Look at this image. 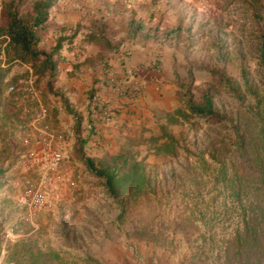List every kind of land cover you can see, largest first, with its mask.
<instances>
[{
    "label": "rangeland",
    "instance_id": "1",
    "mask_svg": "<svg viewBox=\"0 0 264 264\" xmlns=\"http://www.w3.org/2000/svg\"><path fill=\"white\" fill-rule=\"evenodd\" d=\"M13 1L0 0V28L7 24L6 7ZM35 1L28 0L19 13ZM76 5L56 0L46 29L39 30L38 50L50 51L60 36L70 38L72 48L64 41L60 55H54L58 74L52 85L48 73L35 74L37 101L25 86L33 65L7 54L8 41L0 36V264H222L225 241L242 226L241 209L200 168L197 155L212 140L225 137L230 144L233 129L214 117L192 115L172 127L180 143L176 154L157 155L149 140L163 112L185 107L184 88L196 102L211 93L215 108L226 115L264 95L258 21L244 0H87L85 16H61L63 9L81 11L82 4ZM94 5L100 12L96 18L107 21L106 37L118 49L86 41L97 20L88 12ZM132 17L146 30L159 26L160 32H173L180 25L181 31L165 41L161 33L156 39L134 37L128 25ZM64 19L71 20L69 25ZM141 48L151 60L124 69V76L97 78L104 88L92 90L83 79L84 92H73L60 77L67 60L97 61L103 52L107 61L121 50L131 56ZM67 93H73L72 100ZM96 104L102 109L96 111ZM41 105L45 123L56 131L63 112L72 115L70 131L59 129L55 138L70 179L52 194L49 205L30 211L21 200L39 174L20 164L29 148L22 138ZM104 112L111 114L110 121ZM90 124L114 129L108 132L112 136L107 140L98 134L91 141ZM127 149L143 160L150 183L142 193L127 194L122 210L85 158L98 162ZM51 250L60 253V261L52 263L43 255Z\"/></svg>",
    "mask_w": 264,
    "mask_h": 264
},
{
    "label": "trees",
    "instance_id": "2",
    "mask_svg": "<svg viewBox=\"0 0 264 264\" xmlns=\"http://www.w3.org/2000/svg\"><path fill=\"white\" fill-rule=\"evenodd\" d=\"M27 1L14 0L6 7L8 21L0 28V36H5L8 41L7 54L20 59V63L30 62L35 69L34 74L41 76L48 73L52 85L58 74V59L55 60L54 55H60L64 41L69 38L59 37L48 52L38 50L39 30L47 26L50 10L56 0H36L29 11L19 13ZM244 3L259 23V52L264 58V0H244ZM94 22L95 28L87 34L86 41L97 42L108 50L118 49L119 45L106 37L107 21L97 19ZM128 25L134 37L140 34L145 38L156 39L159 37L157 33H161L163 41L171 39L174 31H181L180 25L173 32L170 29L160 32L157 25L154 32L150 27L146 30V26L133 17ZM97 59L107 64L103 52L97 54ZM87 60L95 61L92 58ZM182 95L185 107L165 111L157 118L150 144L157 155L176 154L180 143L172 127L192 115L214 117L233 129L234 139H230V144L225 141V137L212 140L207 150L198 153L197 161L200 168L211 175L214 183L221 184L224 192L239 203L241 209L242 226L225 241L222 264H264V95H257L254 102L245 105L234 115L219 112L209 92L203 94L200 102L193 99L188 88H184ZM86 142L83 140L81 146ZM85 160L92 172L105 179L108 193L118 199L122 210L127 194H139L149 187L146 166L130 149L98 162L92 157H86ZM43 255L52 263L61 260L60 253L54 250Z\"/></svg>",
    "mask_w": 264,
    "mask_h": 264
},
{
    "label": "built area",
    "instance_id": "3",
    "mask_svg": "<svg viewBox=\"0 0 264 264\" xmlns=\"http://www.w3.org/2000/svg\"><path fill=\"white\" fill-rule=\"evenodd\" d=\"M29 71L28 78L25 80L27 95L37 101L35 74L32 68H29ZM95 107L97 111L103 106L96 104ZM26 112L31 113L30 109H27ZM46 116V109L41 105L37 111L31 114L29 131L22 138L23 143L29 148L22 154L20 164L26 170H37L39 174L38 182L28 188L21 200L30 211H37L49 205L52 194L65 187L70 179L68 172L63 168L64 152L55 143L57 131L45 123ZM103 118L110 121L112 116L110 113L104 112Z\"/></svg>",
    "mask_w": 264,
    "mask_h": 264
},
{
    "label": "crops",
    "instance_id": "4",
    "mask_svg": "<svg viewBox=\"0 0 264 264\" xmlns=\"http://www.w3.org/2000/svg\"><path fill=\"white\" fill-rule=\"evenodd\" d=\"M67 1L76 2L77 5L82 4V6H80V7H82V9H81V11L80 10L71 11L69 8L63 9L64 11L61 14V16H66V15L68 16V14H70V13H76L77 16H82V17L85 16L86 11H85V8L83 6L87 0L86 1L85 0H67ZM77 1H80V2L78 3ZM134 1L135 0H133V2ZM68 6L71 7V6H75V5H68ZM92 7L94 9H91V10L88 9V12L92 13L93 15H96V16H93L96 18L99 16V13H100L99 9L98 8L96 9L95 5ZM141 10H142V8H141ZM101 11H103V10H101ZM109 13H111V12H108V14ZM150 15L152 16V14H150ZM155 15H156V13H155ZM70 22H71L70 19H68L67 21L64 19L65 25L66 24L69 25ZM94 28L95 27H92L91 30ZM45 29H46V27H44L40 30H45ZM65 45H67V47L70 50L72 48L71 47L72 40L70 38H69V40L67 39L65 41ZM65 45H63V47ZM123 49H127V48L124 47ZM128 53H130V52H128ZM89 56H94V55H92L90 53ZM68 59H70V57ZM141 60H151V59H149L148 52L145 48H141L140 51H139V49H138V51L133 50L131 53V56H126L124 50H121L120 53L115 54L114 57H111L107 60L106 65L109 66L108 68H103L104 64L102 62H98V61L90 62V60H86V59H83V60H67V63L65 65H63V69H61V76L60 77L63 80V82H65V88L66 89L72 90L73 92L78 91L79 93H82L85 90V83L86 82L90 83V85H91L90 89H92V90H93V88L97 89L99 87V85L103 86V84H101V83L97 84V81H98L97 78L101 79L102 76H104V77L112 76L113 78L124 76V69H127L130 66H137ZM78 61H79V63H78ZM61 64H62V62H61ZM83 79H84L85 83L83 82ZM103 88H104V86H103ZM149 88H150V86H148L147 90H149ZM101 91L103 92V89ZM67 94L70 96V98L72 100L73 99V93H71V94L67 93ZM118 111H120V110H118ZM121 114H123V113H121ZM60 121L61 122L58 124L55 123L56 127H59L57 129V132L59 131V129H61L62 131H64V130L70 131V128H72V121H73L72 115L70 113L63 112L62 119ZM103 127L104 126L101 124L99 126H96V127L90 124V128L88 130V133H89L91 141L96 140L98 134L106 136L107 140L110 139L112 134H108V132L113 131L114 129H111V128L107 129V128H103Z\"/></svg>",
    "mask_w": 264,
    "mask_h": 264
}]
</instances>
